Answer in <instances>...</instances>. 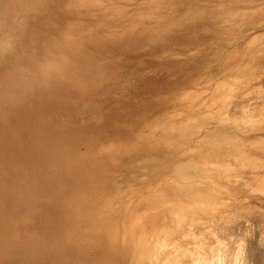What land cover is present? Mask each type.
<instances>
[{
	"label": "rangeland",
	"instance_id": "rangeland-1",
	"mask_svg": "<svg viewBox=\"0 0 264 264\" xmlns=\"http://www.w3.org/2000/svg\"><path fill=\"white\" fill-rule=\"evenodd\" d=\"M16 1L10 19L39 0ZM53 1L62 31L71 14ZM132 3L123 14L137 28L184 11L203 18L185 45L155 39L102 56L72 91L41 82L46 37L19 32L17 46L0 33V264H264V0ZM104 7L81 20L102 21L115 6ZM51 40L60 46L65 34ZM18 49L25 59L8 79L48 88L45 102L13 107L6 67Z\"/></svg>",
	"mask_w": 264,
	"mask_h": 264
},
{
	"label": "bare ground",
	"instance_id": "bare-ground-1",
	"mask_svg": "<svg viewBox=\"0 0 264 264\" xmlns=\"http://www.w3.org/2000/svg\"><path fill=\"white\" fill-rule=\"evenodd\" d=\"M13 1L14 0H0V33H2L5 30V35L7 36L8 40L10 42L12 41V42L16 43L17 46H19L18 45V43H19V32L22 34L23 37L31 38V40H33L34 38L37 39V38H45L46 37L45 39H47V43H49V42L50 43L48 44L47 47H45L46 49H45L44 61H43V63L36 64L35 66L40 71L41 82L43 79H47V80L50 79L49 81H53V82H54V80H58V81H60L59 85H51V86L61 88L63 91H65L67 88H70V91H72L73 85L76 82H78L79 80H82L83 78H84V81L88 80V82H90L89 81L90 78L95 76V74L99 73V70L101 69L100 65L98 67L96 65H97L98 60L101 59L102 56L112 57V58L124 56L127 53H129V52H131L137 48L139 49L140 47L144 46L145 44H149L152 40H155V39H162V41L165 40L167 42L166 44L168 46H170L169 49L173 48L175 45L180 46V45L187 44L188 42L182 41V37H183L184 33L187 34V33L194 32L195 31L194 28L198 24L197 20L203 18V15H200V14L196 15L195 17H189V14H191V13H184L185 12L184 11L183 12L184 14L181 13L179 15L171 16L172 18L168 22L165 21L163 23V21L161 22V19L160 20L156 19L153 21L152 25H143L140 28H137L136 24H134L136 21L134 22L133 17H130L127 19L124 16L125 14H123V12H125V11L130 12V11H127L129 9H134V4L132 3V0H113V1H109V2H107L108 0H105V1H102V0H65L64 6L66 7V11L67 12L69 11L71 14L70 15L71 22H69L68 26L63 28V30L61 31V28H56L55 26L52 25L54 17L52 15L51 11H49V10L51 9L52 6L56 5V3L54 1L52 2V0H39L38 4H37V9L30 11L28 9V7H25L24 9H22L20 11L22 13L21 16H16V17H13L10 19L9 16L14 13L11 9ZM24 1L25 0H17L16 2H19V3L22 2V4H23ZM177 1H178L179 5L182 6L183 4L186 5V2L189 0H177ZM59 3L60 2H58V4ZM111 4L113 6H115L114 8H111L112 14L107 15L104 19H102V21H100V22L96 21L97 23L96 22L94 23L93 21L86 22V21L81 20L83 18L82 16L85 13V11L89 10V9H91L90 11H93L92 9H96V11H97V9H99L101 12L104 13V16H105V11L103 10L105 8L104 5L107 6V5H111ZM84 8H85V10H83ZM72 9H74V11ZM144 9H148V7L144 6ZM114 14L116 15V18L113 16ZM241 16H243V15H241ZM222 17H223V19L226 18L225 20H228L231 18L232 19L237 18V16H235L233 18V15H229L228 17H225V16H222ZM29 23L34 25L33 28H31V29L27 28V24H29ZM122 23H128V25H124ZM52 30H54V32L60 31V33L65 34V43H62V45H60V46L58 45V43L52 44V40H51ZM75 35H76V37H75ZM178 41H181V42H178ZM194 42H192V43H194ZM31 45L32 46L29 50H31L30 52L34 55L36 51H39L40 46L37 42H34ZM23 51H24L23 49L21 51L18 49L17 51L9 54L8 58H10V60H12V62L15 61V65L13 66L12 69L10 68L11 65L6 67V69H8V70H7V77H6L5 84H7V89L9 91L8 93L13 94V99H12V101H14L13 107H17L18 105H19V107H23L28 102H34V101L45 102L44 100H48V97H50L54 94V93L52 94V92H48V90H47L48 88L45 90H41L40 92H39V90L36 91L34 88L27 86L25 81H23L22 79H15V80H9L8 79L9 77L12 76L11 74L19 71L18 69H16V66L18 65L19 62H21L20 60L24 58L25 53L23 54L22 53ZM63 53H67V54L71 55L72 57H77L79 66L77 68H74V66H72V65L70 66V64H72V63H69V61L67 59H65V56H62ZM149 61H152V60H149ZM31 63H33V62H31ZM25 65H27L26 66L27 68H29V66H32V68L35 69V67L32 64L25 63ZM96 67H97V71L95 70ZM95 81H97V79H95ZM10 91H12V92H10ZM75 91H78V90L76 89ZM236 104H235V107H236ZM240 105L242 106V104H240ZM240 105H238V106H240ZM244 105H246V103ZM244 105L242 106L243 108L245 107ZM242 107H236V108H238V110H239ZM249 107H251V105ZM243 108L241 109L242 112H245V113L249 112L250 113V111H248L247 109H243ZM245 108H247V107H245ZM13 109H15V108H13ZM232 109H235V108L233 107ZM253 109H254V107H253ZM261 110H263V109H261ZM234 111L237 112L236 109ZM251 113L254 114V112H251ZM239 139H241V138H239ZM162 140H166V142H168V136L166 137V135H164V137H163V139H161V141ZM228 140H229V142L233 141V139H231V140L228 139ZM238 140L236 142H238ZM246 140L247 139H245V141ZM242 141H243V139H242ZM159 142H160V140H159ZM159 142L156 140H154V142L147 141V144H145V145L147 146L148 149L155 150V148H156L155 146ZM226 142H228V141H226ZM234 142H235V140H234ZM170 143H171V141H170ZM257 144L258 143H256V145ZM136 145L138 147H140L139 142ZM163 145H165V144H163ZM247 145H248V143L246 144V146ZM258 145H260V144H258ZM257 148H259V146L256 147L255 149H257ZM128 149H134V145H130ZM258 150H260V148ZM254 151H256V150H254ZM236 163H237V161H236ZM236 163H234V165ZM236 172H237V170H236ZM237 173H239V171ZM246 175H248V174H246ZM255 175H257V174H254V177H255ZM248 176H247V178H248ZM257 178L260 179L259 175L257 176ZM253 181H255V179ZM227 182L228 181H226V183ZM149 197H151L150 198V204H153L155 201L156 195L155 194H153L151 196L149 195L148 198ZM147 203H149V201ZM253 250H254V248H253ZM180 253H182V252H180ZM156 255H158V254L154 253V257H157ZM191 257H192V254H191ZM203 259H205V258H203ZM152 260H154V259H152ZM249 261H251V260H249ZM228 262H230V261H228ZM179 263H180V260H179Z\"/></svg>",
	"mask_w": 264,
	"mask_h": 264
}]
</instances>
